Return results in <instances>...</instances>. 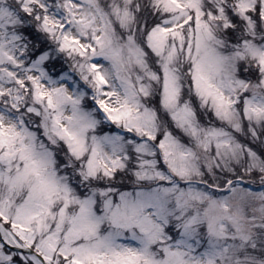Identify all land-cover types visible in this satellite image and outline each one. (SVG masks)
Wrapping results in <instances>:
<instances>
[{"label":"snow or ice","instance_id":"obj_1","mask_svg":"<svg viewBox=\"0 0 264 264\" xmlns=\"http://www.w3.org/2000/svg\"><path fill=\"white\" fill-rule=\"evenodd\" d=\"M0 264H264V0H0Z\"/></svg>","mask_w":264,"mask_h":264}]
</instances>
